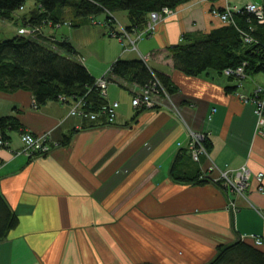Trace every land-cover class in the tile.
I'll return each mask as SVG.
<instances>
[{
    "label": "crops",
    "instance_id": "1",
    "mask_svg": "<svg viewBox=\"0 0 264 264\" xmlns=\"http://www.w3.org/2000/svg\"><path fill=\"white\" fill-rule=\"evenodd\" d=\"M251 3L256 4L190 0L138 41L137 51L129 39L110 36L104 16L81 28L45 29L47 38L68 40L95 79L106 76L118 59L141 56L167 75L176 91L169 99L153 97V109L138 111L131 100L140 89L131 86L127 92L110 84L108 99L120 104L117 119L97 128L71 116L72 103L36 108L31 92L0 93L1 117H15L35 136L48 134L51 143L48 154L33 159L20 154L22 132L10 133L9 146H0V195L19 218L0 242V264H209L221 247L253 245L254 238L264 237V193L254 180L245 201L213 181L218 169L209 172V183L171 177L190 131L207 136L217 168L247 166L253 175L264 174V137L256 133L254 106L237 98L264 88V73L234 80L210 70L188 77L173 68L171 57L172 47L224 26L213 9ZM35 8L34 2L20 17ZM122 16L124 22L115 26L119 33L129 25L126 13ZM65 136L71 139L63 146ZM211 161L182 160L176 172L206 175ZM259 250L264 253V245Z\"/></svg>",
    "mask_w": 264,
    "mask_h": 264
},
{
    "label": "trees",
    "instance_id": "2",
    "mask_svg": "<svg viewBox=\"0 0 264 264\" xmlns=\"http://www.w3.org/2000/svg\"><path fill=\"white\" fill-rule=\"evenodd\" d=\"M28 1L35 2L36 8L27 17L14 18L19 10H24ZM190 0H0V19L9 20L22 26L19 30H38L36 36L26 37L17 34L12 39L0 41V93L24 90L31 92L35 98V107L42 108L49 102H66L83 100L84 114H98L95 121L82 119L86 128L105 127L107 117L102 108L107 104L96 84V79L87 68L76 60L78 52L68 40L56 41L47 38L41 31L68 25L81 28L93 23L99 17H105L110 36L126 40L123 33L116 31V13H126L129 25L128 35L143 32L151 13H161L164 9L174 11ZM264 10V0L262 1ZM233 24H223L219 29L209 33L188 38L180 45L171 48L173 68L188 77L200 76L207 71L223 74L227 69L245 67V75L254 76L264 73V25H261L253 13L244 10L235 13ZM50 24V26H49ZM252 41H245L246 36ZM110 84L118 85L124 91L131 86L151 90L156 86L154 96L162 97L163 91L169 96L176 91L171 79L151 69L143 59H118L107 74ZM238 80L236 77H231ZM159 84V85H158ZM232 93L233 90L227 89ZM142 111L149 110L145 107ZM138 110V111H140ZM23 132L21 123L13 116H0V139L10 144V133ZM63 146L70 143L65 136ZM207 152L212 143L205 141ZM48 154V153H47ZM45 155V154H44ZM43 155V156H44ZM190 160L189 149L181 150L174 162L171 177L181 183L202 184L211 181L198 172L180 174L176 172L181 161ZM19 224V218L0 195V242ZM217 256L209 264H264V253L259 246L247 242L234 243L221 247Z\"/></svg>",
    "mask_w": 264,
    "mask_h": 264
},
{
    "label": "built area",
    "instance_id": "3",
    "mask_svg": "<svg viewBox=\"0 0 264 264\" xmlns=\"http://www.w3.org/2000/svg\"><path fill=\"white\" fill-rule=\"evenodd\" d=\"M244 10H247L250 13H253L256 17V19L259 21L261 25H264V10L262 5L260 4H246L243 7H234V8H225L224 11H219L214 9L213 13L220 19V21L223 24L231 25L233 24L232 18L235 13L242 12ZM171 10L164 9L161 13H151L150 18L147 24L146 30L143 32H137L135 33V36L137 37L136 42L140 41L144 37H147L148 35L152 34L156 29V24L158 21H161L164 18L165 14H169ZM50 26V24H49ZM20 34H30L31 36L37 35L38 30H25L21 29L19 30ZM125 38L131 40L130 35L125 33V30L122 32ZM246 43L251 42L252 39L247 35L245 39ZM132 42V41H131ZM135 42V43H136ZM133 46L135 45L134 42H132ZM133 51H137V48H133ZM245 66V65H244ZM238 67L237 69H227L223 75H227L229 77H236L237 79H246L247 76L245 75V67ZM97 87L100 90L101 96L107 100V104L102 108V112L107 117V125H113L116 122L117 119V111L120 106V104L116 102H112L108 99L109 93L108 87L110 85V82L108 81V76L101 77L99 80L96 81ZM159 85V84H158ZM156 86L151 88V90H144L140 89L139 93H136L131 100L132 106L135 110H140L142 108H146L151 110L155 106V102H153V92L155 91ZM161 91H163V96L166 98H169L167 92L161 87ZM237 98H240V100L244 104H252L254 106V115L257 119V125H256V133L259 136L264 137V88L258 87L254 91L252 95L244 96L241 94L237 95ZM72 110L70 115L71 116H77L81 119H90L91 121H95L98 118V114H84L83 112V100L74 101L72 103ZM190 142H189V152L190 155H192V159L196 162H198L201 158H206L211 161L210 154H208L206 147H205V141L207 140V136L203 133H194L193 131H190ZM48 134H43V136H35L33 134H30L28 132L23 131L21 133V141H22V149L20 150V154H24L30 159H33V157L36 156H43L44 154H47L50 152V139L48 138ZM0 146L1 147H8L7 143H4L0 139ZM211 166L209 167V170L206 172V176L209 177V172H213L218 169V178L213 179V181L222 187L226 188L228 191L233 192L237 197H240L247 201L248 197L247 194L251 189V183L254 180L257 185V191L260 194L264 193V174H257L253 175L251 171L248 169L247 166H242L240 169H219L217 166L211 161ZM205 177V178H207ZM230 207L237 209V204L232 201L230 203ZM254 244L257 246L264 245V237L263 238H254Z\"/></svg>",
    "mask_w": 264,
    "mask_h": 264
},
{
    "label": "rangeland",
    "instance_id": "4",
    "mask_svg": "<svg viewBox=\"0 0 264 264\" xmlns=\"http://www.w3.org/2000/svg\"><path fill=\"white\" fill-rule=\"evenodd\" d=\"M241 1V0H240ZM242 1H246V0H242ZM253 2H255L256 4H259V2H260V4H262V1L263 0H252ZM33 4H34V2L33 1H28L27 3H26V5H25V11L23 12V11H21V10H19V11H17L16 12V14H14V18L16 19V18H20V16L21 15H23V14H26L27 12H29L32 8H33ZM214 10V9H213ZM175 11V10H174ZM174 11H171V12H169V14H165L164 15V18L161 20V21H158V23H160V22H162L164 19H166V18H169V16H172L173 14H176V13H174ZM122 15H125V13H123V12H120L118 15L116 14L115 16L117 17V19H116V17H115V19H116V25H119V22H124L123 21V19H124V17L122 16ZM212 16H214V17H217L214 13H213V11H212ZM218 18V17H217ZM99 21V20H98ZM119 21V22H118ZM158 23L156 24V27L158 26ZM65 25V24H64ZM21 26H22V24H21V22H19L18 24H15V22H13V21H9V20H1L0 19V41H6V39H12V38H14V37H16L17 36V34H19V29L21 28ZM100 26V25H99ZM124 29V28H123ZM43 34H45V32H43V31H41V35H43ZM22 35H25V34H22ZM97 33H95V31H94V33H93V35H92V39H95V40H97L96 38H97ZM26 37H32L30 34H26L25 35ZM34 36H36V35H34ZM135 38H133V37H131V40L129 41V46H130V48H136V45H137V42H136V39H137V37L136 36H134ZM134 42V46H133V44H132V42ZM136 42V43H135ZM111 88L110 89H115L116 88V86H110ZM121 89V88H120ZM115 90H118V89H115ZM119 92H122V94L125 96V97H128L129 98V95H128V93H125V92H123V91H120L119 90ZM169 96V95H168ZM164 97V96H163ZM166 98V97H165ZM169 98H170V96H169ZM168 98V99H169ZM153 109V108H152ZM72 110V109H71ZM71 110H70V113H71ZM74 117V116H73ZM83 129H84V127H83ZM197 132V131H196ZM196 132H194V133H196ZM199 133V132H198ZM219 185V184H218Z\"/></svg>",
    "mask_w": 264,
    "mask_h": 264
},
{
    "label": "bare ground",
    "instance_id": "5",
    "mask_svg": "<svg viewBox=\"0 0 264 264\" xmlns=\"http://www.w3.org/2000/svg\"><path fill=\"white\" fill-rule=\"evenodd\" d=\"M20 34V33H19ZM34 37V36H33ZM139 58L140 59H143L141 56H139ZM144 61H146L145 59H143ZM108 74V73H107ZM100 79V78H99ZM99 79H96V81L97 80H99ZM108 92V91H107ZM136 93H139V92H134L133 94H132V99L134 98L133 96L136 94ZM207 150V149H206ZM201 160V159H200ZM200 160L198 161V162H200ZM194 161V160H193ZM194 162H196V161H194ZM197 163V162H196Z\"/></svg>",
    "mask_w": 264,
    "mask_h": 264
}]
</instances>
